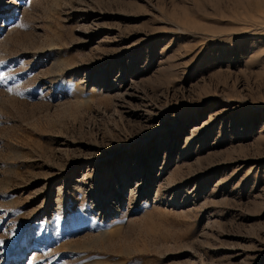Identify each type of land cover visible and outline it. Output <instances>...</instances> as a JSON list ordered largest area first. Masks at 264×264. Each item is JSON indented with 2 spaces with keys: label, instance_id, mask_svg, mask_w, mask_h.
Returning <instances> with one entry per match:
<instances>
[{
  "label": "rangeland",
  "instance_id": "obj_1",
  "mask_svg": "<svg viewBox=\"0 0 264 264\" xmlns=\"http://www.w3.org/2000/svg\"><path fill=\"white\" fill-rule=\"evenodd\" d=\"M0 61V264H264V0H0Z\"/></svg>",
  "mask_w": 264,
  "mask_h": 264
},
{
  "label": "snow or ice",
  "instance_id": "obj_2",
  "mask_svg": "<svg viewBox=\"0 0 264 264\" xmlns=\"http://www.w3.org/2000/svg\"><path fill=\"white\" fill-rule=\"evenodd\" d=\"M2 62H3V61H0V63H2ZM3 75H4L3 73H0V77H2ZM8 91H9V92H11V91H12V89H11V88H9V89H8Z\"/></svg>",
  "mask_w": 264,
  "mask_h": 264
}]
</instances>
